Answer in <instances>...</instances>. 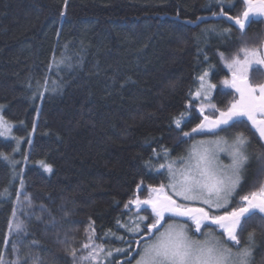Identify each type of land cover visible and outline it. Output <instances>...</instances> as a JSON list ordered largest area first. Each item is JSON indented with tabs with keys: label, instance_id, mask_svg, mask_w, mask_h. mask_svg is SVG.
Masks as SVG:
<instances>
[{
	"label": "trees",
	"instance_id": "trees-1",
	"mask_svg": "<svg viewBox=\"0 0 264 264\" xmlns=\"http://www.w3.org/2000/svg\"><path fill=\"white\" fill-rule=\"evenodd\" d=\"M208 2L0 0V105L16 138L24 141L18 153L13 151L14 140L0 137V152L19 160L13 169L0 159V191L7 188L10 193L0 198L4 264L16 259L13 244L21 257L39 254L43 264H96L82 259L90 251L83 249L89 235L106 252L127 247L118 237H131L117 222L125 224L138 209H125V203L135 195L146 197L148 184L165 179L148 170L145 162L162 147L170 149L172 157L186 155L192 140L182 137L174 121L184 113L181 128L190 131L203 118L202 101L190 103L189 92L198 87L196 77L215 65L216 74L209 76L217 84L212 102L225 108L233 98L220 85L230 74L219 53L230 56L241 47L240 33L227 18H217L224 15L214 17L221 6L204 7ZM232 2L236 6L231 10L222 6L228 16L242 9ZM210 28L215 32L206 33ZM226 29H231V36L223 34ZM261 40L264 19H254L247 28L248 46ZM254 73L253 81L262 83L264 69ZM45 79L60 86L43 98H33L36 82L43 84ZM236 131L251 138L250 152H264V141L250 124L217 135ZM41 162L52 170L46 171ZM260 167L253 156L237 200L264 181ZM18 192L20 201L30 197L31 207L23 206L24 231L16 235L10 234L9 223L14 225V208L19 210ZM253 230L255 264H260L264 221L258 216L249 221L243 236ZM73 248L75 260L69 255ZM106 252L100 254V264L123 260L114 251L105 259Z\"/></svg>",
	"mask_w": 264,
	"mask_h": 264
},
{
	"label": "snow or ice",
	"instance_id": "snow-or-ice-1",
	"mask_svg": "<svg viewBox=\"0 0 264 264\" xmlns=\"http://www.w3.org/2000/svg\"><path fill=\"white\" fill-rule=\"evenodd\" d=\"M236 2L242 5V9L234 16H228L222 7L228 6L231 10L236 6L232 0H227V3L226 0H209L204 6H221V12H213L212 15L226 16L230 22H234L233 26L240 33L238 39L241 47L230 56L219 53L224 68L230 74L220 81V85L228 90L225 95L229 92L232 94V100L225 108L212 103V93L217 89V84L212 83L209 76L216 74L215 65L196 77L198 87L194 92H189L193 98L190 103L202 101L199 113L203 118L190 131H183L181 128L184 113L174 121L181 130L182 137L192 140L190 150L186 155L176 157H172L171 150L166 147L153 151V155L145 162V167L164 175L165 179L158 184H148V195L145 198L135 195L125 203V209L130 210L133 205L138 209L134 217L129 218L125 224L117 222V226L123 227L131 237H118L127 247L106 252L103 245L92 243L93 236L89 235V243L84 244L83 249L90 251L82 259H91L100 264L101 253L106 252L107 259L114 251L123 257L120 264H255L257 234L255 230L248 232L246 237L243 233L254 217L258 216L264 221V181L254 186V190L240 195L238 200L237 195L247 180V167L253 156L260 162L259 171L264 173V152H250L252 140L243 131L224 137L217 135L218 132H227L237 125L250 124V128L259 134V139L264 141V83H256L250 76L251 70L264 66V40L257 46L250 47L247 43V28L254 18H264V0ZM61 15L64 13L61 12ZM205 32L214 33L215 29L210 28ZM223 34L231 36V29L224 30ZM207 60L208 57H205L204 62ZM60 63L63 61L57 62V68ZM59 86L56 80L45 79L43 84L37 81L33 98H43L45 92ZM28 87H32L31 82ZM3 111L4 106L0 105V137L10 135L13 127L2 115ZM196 135L210 138L195 140ZM17 150L13 149L14 152ZM222 152L227 155L230 163L225 164L220 159ZM0 159L7 161L13 169L18 163L4 152H0ZM41 163L46 171L52 170L50 165ZM23 186L24 181L21 180V187ZM142 186L143 181L137 184V189L142 190ZM8 195L10 193L7 188L0 191V198ZM19 196L18 192L17 203L21 205L23 213L25 204L31 207V199L25 197L24 201H20ZM234 202L239 206H233ZM142 211L149 212V215H140ZM16 215L14 208V219ZM213 227L219 231L218 235ZM9 230L10 234L19 235L24 231L23 222L17 221L13 225L10 221ZM88 231L94 232V229L90 228ZM195 234L202 235L203 239L196 238ZM12 252L16 259L9 264H43L39 254L28 252L21 257L15 244ZM69 255L75 260L77 249H71ZM0 264H4L2 255ZM260 264H264V258Z\"/></svg>",
	"mask_w": 264,
	"mask_h": 264
},
{
	"label": "rangeland",
	"instance_id": "rangeland-1",
	"mask_svg": "<svg viewBox=\"0 0 264 264\" xmlns=\"http://www.w3.org/2000/svg\"><path fill=\"white\" fill-rule=\"evenodd\" d=\"M262 19H264V18H262ZM260 68H263L264 69V66H259ZM259 67H257V68H259ZM257 68H254L253 70H251L250 71V76H251V78L253 79L254 78V76H255V73H254V70L255 69H257ZM262 83H264V81L262 82ZM213 103V102H212ZM206 114H210V113H206ZM2 115H3V113H2ZM4 116V115H3ZM5 118V117H4ZM6 119V118H5ZM7 120V119H6ZM8 121V120H7ZM12 124V123H11ZM13 125V124H12ZM13 137H15L16 138V136H15V134H14V125H13V127H12V132H11V134L10 135H8V136H2V138H4V139H6V140H9V139H12V140H14V142L16 143V146H17V152L19 153L20 151H21V147L23 146V144H24V141L22 140V139H19V140H17V139H13ZM222 137H224V136H222ZM29 144H31V143H29ZM220 159L223 161V163H225V164H227V163H230V160H229V158L227 157V155L225 154V153H220ZM15 161H19V160H15ZM147 195H148V192H147ZM146 195V196H147ZM141 198V197H140ZM145 198V197H144ZM141 199H143V198H141ZM239 206V205H238ZM18 208H19V210L17 211V215H16V217H15V219H14V224H15V222H17V221H23L22 220V218H21V216H20V212H21V205L19 204V206H18ZM213 231H215L216 233H217V235L219 234V232H218V230H216L215 229V227H213ZM196 235V238H198V239H203V236L202 235H200V234H195Z\"/></svg>",
	"mask_w": 264,
	"mask_h": 264
},
{
	"label": "water",
	"instance_id": "water-1",
	"mask_svg": "<svg viewBox=\"0 0 264 264\" xmlns=\"http://www.w3.org/2000/svg\"><path fill=\"white\" fill-rule=\"evenodd\" d=\"M221 17H223V18H227L226 16H220V17H217V18H221ZM254 19H262L261 17H257V18H254ZM233 24H234V22H232Z\"/></svg>",
	"mask_w": 264,
	"mask_h": 264
},
{
	"label": "flooded vegetation",
	"instance_id": "flooded-vegetation-1",
	"mask_svg": "<svg viewBox=\"0 0 264 264\" xmlns=\"http://www.w3.org/2000/svg\"><path fill=\"white\" fill-rule=\"evenodd\" d=\"M219 232V231H218Z\"/></svg>",
	"mask_w": 264,
	"mask_h": 264
}]
</instances>
